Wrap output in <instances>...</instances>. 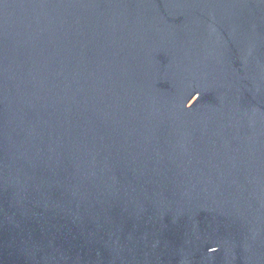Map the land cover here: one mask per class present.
I'll return each instance as SVG.
<instances>
[{"label":"water","instance_id":"water-1","mask_svg":"<svg viewBox=\"0 0 264 264\" xmlns=\"http://www.w3.org/2000/svg\"><path fill=\"white\" fill-rule=\"evenodd\" d=\"M0 264H264V0H0Z\"/></svg>","mask_w":264,"mask_h":264}]
</instances>
